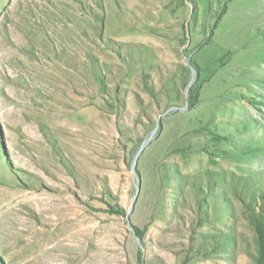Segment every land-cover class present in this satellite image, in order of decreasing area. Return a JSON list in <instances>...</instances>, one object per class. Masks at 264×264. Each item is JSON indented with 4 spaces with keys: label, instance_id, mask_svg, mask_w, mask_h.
Segmentation results:
<instances>
[{
    "label": "rangeland",
    "instance_id": "obj_1",
    "mask_svg": "<svg viewBox=\"0 0 264 264\" xmlns=\"http://www.w3.org/2000/svg\"><path fill=\"white\" fill-rule=\"evenodd\" d=\"M0 264H264V0H0Z\"/></svg>",
    "mask_w": 264,
    "mask_h": 264
},
{
    "label": "bare ground",
    "instance_id": "obj_2",
    "mask_svg": "<svg viewBox=\"0 0 264 264\" xmlns=\"http://www.w3.org/2000/svg\"><path fill=\"white\" fill-rule=\"evenodd\" d=\"M73 13L74 14H76V15H78V16H80V13H79V11L75 8L74 10H73ZM86 33V32H85ZM80 48V47H79ZM80 50V49H79ZM81 52H83V50H80ZM84 53V52H83ZM58 110V109H57Z\"/></svg>",
    "mask_w": 264,
    "mask_h": 264
}]
</instances>
